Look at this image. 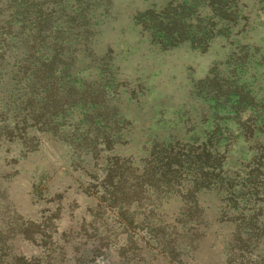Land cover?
Returning <instances> with one entry per match:
<instances>
[{
    "label": "rangeland",
    "instance_id": "1",
    "mask_svg": "<svg viewBox=\"0 0 264 264\" xmlns=\"http://www.w3.org/2000/svg\"><path fill=\"white\" fill-rule=\"evenodd\" d=\"M147 3L115 0L117 19L101 22L97 59L84 61L89 72L73 85L96 83L94 108L79 104L40 131L15 130L17 108L2 107L20 103L12 61L0 66V264H227L235 226L264 218V54L220 38L204 52L161 49L128 24ZM257 8L256 30L241 44L264 37ZM106 50L124 86L100 76ZM210 71L226 81L225 105L202 98ZM188 220L197 223L191 244L182 237ZM152 227L169 244L181 239L179 259L160 251ZM251 247L232 264H264V244Z\"/></svg>",
    "mask_w": 264,
    "mask_h": 264
},
{
    "label": "trees",
    "instance_id": "2",
    "mask_svg": "<svg viewBox=\"0 0 264 264\" xmlns=\"http://www.w3.org/2000/svg\"><path fill=\"white\" fill-rule=\"evenodd\" d=\"M144 1L148 2L147 6L141 10L134 8L128 24L138 28L150 38L152 44L160 45L161 49L171 50L186 45L190 49L204 52L213 41L220 38L225 39L230 46L237 43L239 51L251 50L254 56L264 54V37H260L252 45L241 44L242 39H250L251 33L256 30L255 17H251V10L255 6L262 10L264 0ZM250 2L254 4L251 5ZM114 5L115 0H0V66L3 63L8 66L10 60L12 61L14 71L10 73V79L15 82L19 93L17 99L20 100L17 103L12 98L2 107L6 108L4 111L17 108L15 116L21 117L22 127L15 126V130L25 131L30 127L40 131L53 124L56 118H63L62 113L72 107L84 104L94 108L98 105L102 95L96 83L85 80L86 76L80 79L79 90L73 85L82 72H89L90 65L84 64V61L89 60L90 63L97 59L92 41L99 35L102 21L107 23L117 19L113 17V13H117ZM15 27L17 29L14 30ZM101 34L105 35L104 32ZM101 43L98 40V45ZM19 49L23 51L21 59L17 60L16 52ZM229 50L233 51L234 56L235 49ZM108 53L114 51L106 50L104 56L100 57L99 61L106 67L101 68L99 74L115 88H119L127 81L116 82L115 77H112L117 68H108L112 60ZM107 72L110 74L106 75ZM228 80L235 83L232 79ZM219 81L221 79L217 80V74L212 71L201 81L207 83L209 86L206 88L210 90L202 98L215 107L220 102L225 105L230 94L226 81L218 84ZM78 95L84 99H79ZM248 220L253 221V224L244 226L246 229H240L243 225L240 223L235 226V234L228 239V251L225 254L227 264L240 258L239 252L242 249L244 251V248L254 245L251 247L253 250L259 243L264 244V218L256 216L249 217ZM144 222L145 216L140 223ZM187 223L190 227L182 237H186V240L188 238L191 244L198 234L197 223L191 220ZM152 228L160 251L171 262L179 259L181 254L177 250L181 239L170 236L169 244L162 236L161 229ZM253 230L256 232H251ZM201 239L204 241L203 235ZM195 250L191 249L190 252L197 259L200 249L192 253ZM232 252L236 253L232 255ZM182 263L185 262L179 260L177 264Z\"/></svg>",
    "mask_w": 264,
    "mask_h": 264
}]
</instances>
